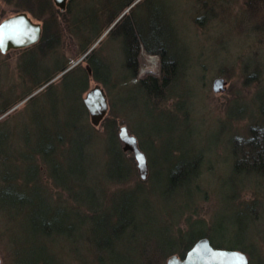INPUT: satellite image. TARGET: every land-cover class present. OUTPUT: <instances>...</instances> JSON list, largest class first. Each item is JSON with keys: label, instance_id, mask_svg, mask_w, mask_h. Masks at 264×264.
<instances>
[{"label": "rangeland", "instance_id": "obj_1", "mask_svg": "<svg viewBox=\"0 0 264 264\" xmlns=\"http://www.w3.org/2000/svg\"><path fill=\"white\" fill-rule=\"evenodd\" d=\"M248 1L73 0L61 13L53 0H0V24L19 13L46 24L40 44L0 51V264H147L152 247L167 264L202 238L264 264V175L245 143L264 127V0ZM135 30L177 61L161 92L124 67ZM139 63V78L159 75L158 56ZM97 85L109 111L95 127L83 104ZM88 206L98 212L81 221ZM179 231L202 237L179 247Z\"/></svg>", "mask_w": 264, "mask_h": 264}, {"label": "water", "instance_id": "obj_2", "mask_svg": "<svg viewBox=\"0 0 264 264\" xmlns=\"http://www.w3.org/2000/svg\"><path fill=\"white\" fill-rule=\"evenodd\" d=\"M54 2L64 10L66 0H54ZM41 37V25L35 23L27 13L9 17L0 24V50L3 53L34 45ZM89 70L92 71L91 68ZM213 85L214 90L219 91L224 86V79H216ZM84 105L92 125L99 126L109 111L108 99L103 88L97 85L90 89L84 97ZM119 138L125 145L124 150L134 153L140 176L146 179L147 159L138 147L137 138L129 133L126 126L121 127ZM167 264H249V259L245 253L238 250L214 248L207 238H202L195 243L183 259L173 255L167 260Z\"/></svg>", "mask_w": 264, "mask_h": 264}, {"label": "trees", "instance_id": "obj_3", "mask_svg": "<svg viewBox=\"0 0 264 264\" xmlns=\"http://www.w3.org/2000/svg\"><path fill=\"white\" fill-rule=\"evenodd\" d=\"M28 1H30V0H28ZM20 2L24 3L25 0H20ZM249 2L258 4L259 2H261V0H249L248 3ZM141 51H144L148 55L158 56L160 58V70H159L158 76H155L154 74H149L143 78H139V72H140V63L139 62H140ZM124 53H125L124 67H125L126 71L129 73V76H131L134 80H136L138 85L146 91L157 92L158 90H160V92H161V90H164L165 88H167V85L169 84L170 79L173 78V76L175 75V65H176L177 61L175 59H172L171 52H170V46L168 45V42L165 39H162V38L157 39L156 36L152 37L151 39H148V38H146V36L142 32L135 30L133 35H132V39H131L129 45H127L125 47ZM90 61L93 65L90 67L94 73L93 74L94 77L96 78L98 71H97V67L93 64L92 56H91ZM64 70H66V69L64 68L61 71H64ZM75 71L76 70H73V69L70 70L69 72L66 73L67 74L66 76H70L73 74L79 78L84 77L85 74L81 73L80 71L79 72L78 71L75 72ZM74 72L76 74H74ZM85 77H86V75H85ZM51 80H52L51 77L46 78V84H47V82H49ZM44 83H43V81H41L40 84H38L39 87H42ZM84 108H85V112H88L86 110L85 105H84ZM255 130H257V131H255ZM255 130H253L251 132L252 137L249 138L248 141L245 140L246 146L250 147L249 151L247 153V156L259 157V160L261 163V169L258 171H260L262 173V175H264V127H256ZM113 155L119 157L120 159L123 158L121 153H119L118 155L117 154H113ZM121 162H122V160H121ZM113 170L115 171L114 175L118 176L116 178H118V179L120 178V180L123 179L126 175L125 172H123V173L119 172L114 167H113ZM256 170L257 169H255L254 166L248 165V171L257 172ZM196 174H198V172ZM52 178L55 180L54 176H52ZM54 182L56 184H59L56 180ZM61 186H63V184ZM85 208H87V211H84L83 208H80V207L77 208V209L81 210V211H78V213L76 212L78 219H80L81 221H82L83 217H86V216L93 217V214H95V212H98V210L92 208L91 206H88ZM92 212H93V214H92ZM78 214H79V216H78ZM115 219H114V221H115ZM109 220L112 223L111 217H109ZM130 220H132V218ZM130 220L128 219L129 223H130ZM107 222H108V220H107ZM179 232H180L179 234L182 235V232L181 231H179ZM182 236L180 237L181 239L177 240L178 246L180 247V245H182V246L184 245L183 247H186V248H188V247L190 248L197 241L198 238L202 237V235H200L198 237H195L192 240H189V239L185 240L184 236L183 237ZM150 244L152 245V244H154V242L152 241V243H150ZM173 251L176 252L177 250L174 249ZM243 252H245V251H243ZM161 255H163V254L160 253V250H158L156 247H154V248L152 247L150 252L144 250V252L140 258H142V259L147 258V259H144L145 261L148 262L147 264H153L155 258L157 256L160 257ZM165 256H166V254H165ZM161 257H163V256H161Z\"/></svg>", "mask_w": 264, "mask_h": 264}, {"label": "flooded vegetation", "instance_id": "obj_4", "mask_svg": "<svg viewBox=\"0 0 264 264\" xmlns=\"http://www.w3.org/2000/svg\"><path fill=\"white\" fill-rule=\"evenodd\" d=\"M54 1V0H53ZM72 1L73 0H66V2H65V7H64V10L62 9V8H60V7H58L57 5H56V3L54 2V5L60 10V12L61 13H65V12H67V10H68V8L72 5ZM32 19V18H31ZM34 21V20H33ZM35 22V21H34ZM2 23V22H1ZM37 24H40L41 25V28H42V37H41V39L36 43V44H34V45H31V46H29V47H33V46H36V45H38V44H40L41 42H42V39H43V35H44V31H45V29H46V27H45V25L46 24H43V23H38L37 22ZM50 37V36H49ZM51 38H53V37H51ZM29 47H26V48H23V49H27V48H29ZM18 50H21V49H18ZM1 51V50H0ZM10 51H12V50H10ZM10 51H8V52H10ZM2 52V51H1ZM8 52H6V53H3L2 52V54H8Z\"/></svg>", "mask_w": 264, "mask_h": 264}, {"label": "bare ground", "instance_id": "obj_5", "mask_svg": "<svg viewBox=\"0 0 264 264\" xmlns=\"http://www.w3.org/2000/svg\"><path fill=\"white\" fill-rule=\"evenodd\" d=\"M68 72H69V71H68ZM65 73H67V72H65ZM2 114H3V113L0 112V116H1Z\"/></svg>", "mask_w": 264, "mask_h": 264}]
</instances>
